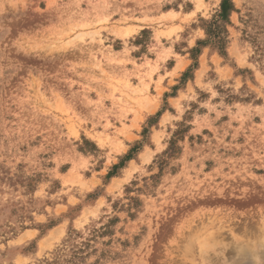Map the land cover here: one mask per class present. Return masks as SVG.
<instances>
[{
	"label": "rangeland",
	"instance_id": "obj_1",
	"mask_svg": "<svg viewBox=\"0 0 264 264\" xmlns=\"http://www.w3.org/2000/svg\"><path fill=\"white\" fill-rule=\"evenodd\" d=\"M223 1L0 0V264H264V0Z\"/></svg>",
	"mask_w": 264,
	"mask_h": 264
},
{
	"label": "bare ground",
	"instance_id": "obj_2",
	"mask_svg": "<svg viewBox=\"0 0 264 264\" xmlns=\"http://www.w3.org/2000/svg\"><path fill=\"white\" fill-rule=\"evenodd\" d=\"M226 246V245H225ZM224 247V246H223ZM232 248H233V252L234 253H239V255L241 256V257H247V256H252L253 254H256V253H254V251L255 250H253V249H251V248H248L249 247V243L247 244V243H243V244H236V245H232L231 246ZM229 252V251H228ZM227 252V253H228ZM256 252V251H255ZM226 253V254H227ZM230 253H232V252H230ZM261 256L263 257V259H264V251H262L261 252ZM209 258H207L208 259V261L210 262V263H212V264H215L216 263V260L214 261V258L212 259V257L211 256H208ZM233 258V257H232Z\"/></svg>",
	"mask_w": 264,
	"mask_h": 264
},
{
	"label": "trees",
	"instance_id": "obj_3",
	"mask_svg": "<svg viewBox=\"0 0 264 264\" xmlns=\"http://www.w3.org/2000/svg\"><path fill=\"white\" fill-rule=\"evenodd\" d=\"M231 8L232 6L229 0H224L221 4V16H226Z\"/></svg>",
	"mask_w": 264,
	"mask_h": 264
}]
</instances>
